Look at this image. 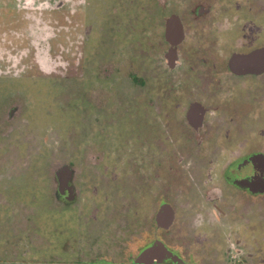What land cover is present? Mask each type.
Masks as SVG:
<instances>
[{"label":"flooded vegetation","instance_id":"obj_1","mask_svg":"<svg viewBox=\"0 0 264 264\" xmlns=\"http://www.w3.org/2000/svg\"><path fill=\"white\" fill-rule=\"evenodd\" d=\"M14 1L12 9L10 0H0V86L11 88L8 99L21 95L28 78L55 83L88 68L84 36L70 66L48 72L60 62L45 57L43 24L70 23L72 37V17L93 0ZM148 2L153 13L145 11L140 33L149 42L151 67L163 75L155 92L165 109L158 162L146 154L151 163L131 192H76L70 161L46 199L42 192L3 194L0 260H36L44 255L37 252L60 241L56 248H70V264H264V64L243 72L229 63L233 55L264 51V2L240 1L256 27L223 0ZM252 33L260 38L251 40ZM10 108L3 116L9 126L1 131L9 135L19 126L11 124L18 108ZM149 143L142 144L144 152ZM39 199L50 208L55 202L53 216L62 212L70 228H44L35 214Z\"/></svg>","mask_w":264,"mask_h":264},{"label":"rangeland","instance_id":"obj_2","mask_svg":"<svg viewBox=\"0 0 264 264\" xmlns=\"http://www.w3.org/2000/svg\"><path fill=\"white\" fill-rule=\"evenodd\" d=\"M25 1L22 5H31V0ZM223 1L231 5V11L239 9L245 22H250L253 27L258 25L252 11L246 7L247 10L241 9V2L252 5L264 0ZM10 2V8H15L16 2ZM153 8L148 0L89 1L78 18L72 17V37L70 23L59 21L58 26H68L66 33L62 27H53L51 22L43 24L46 26L42 44L49 47H43L48 51L45 57L51 56L52 60L60 62V67L46 70L59 71V68L64 70V66H70V59L79 54L78 45L84 36L89 40L86 48L89 65L72 72L70 79H56L57 84L28 78L21 95L11 99H8L13 95L11 88L0 86V139L8 149L0 156V162L10 161L9 165H0L1 213L5 208L3 200L7 196L3 194L6 193L42 192V198L46 199L43 194L55 192L57 173L66 164L70 168V161L71 186L76 192L134 191L141 169L151 163L146 154H154L158 162L159 154L165 148L157 143L165 133L160 121V118L165 119V109L155 92L163 84V75L151 67L149 42L145 33H140L145 11ZM258 37L252 33L251 40ZM10 53L12 56L14 52ZM28 59L33 60L30 56ZM133 75L135 83L130 80ZM148 100L151 106L146 105ZM11 106L18 108L11 124L20 127L9 135L1 131L9 126L3 116ZM150 140L154 145L149 143L144 152L146 146L143 148L142 144ZM157 185L156 190L161 187ZM49 203L51 208L39 199L36 205L35 214L40 216L39 222L44 228L59 225L70 228L67 220L61 218L62 212L53 216L57 208L55 202ZM53 234V230L48 232L52 239ZM64 236L60 234L57 238L62 240ZM56 242L60 246L61 242ZM2 244L0 236L1 247ZM57 244L54 241V244L49 243L47 251L37 252V255L48 254L50 258L43 255L24 262L0 260V264H70L67 262L70 248L67 253H62L56 248Z\"/></svg>","mask_w":264,"mask_h":264},{"label":"water","instance_id":"obj_3","mask_svg":"<svg viewBox=\"0 0 264 264\" xmlns=\"http://www.w3.org/2000/svg\"><path fill=\"white\" fill-rule=\"evenodd\" d=\"M229 63L233 70H239L243 72L251 71L253 69V67L250 65L251 63L264 64V51L256 50L247 54L233 55ZM241 185L246 186V182L242 181Z\"/></svg>","mask_w":264,"mask_h":264}]
</instances>
